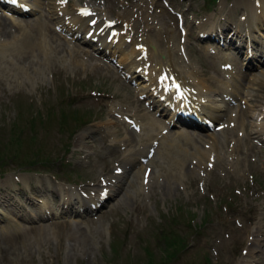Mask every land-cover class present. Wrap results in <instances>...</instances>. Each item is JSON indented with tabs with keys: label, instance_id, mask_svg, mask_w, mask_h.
Here are the masks:
<instances>
[{
	"label": "rangeland",
	"instance_id": "1",
	"mask_svg": "<svg viewBox=\"0 0 264 264\" xmlns=\"http://www.w3.org/2000/svg\"><path fill=\"white\" fill-rule=\"evenodd\" d=\"M8 1L13 3L0 2L7 7ZM60 1L67 13L89 6L103 18L131 24L139 14L144 19L148 5L150 13L153 8L161 16L160 7L156 9L151 2L163 4L180 23L178 29L171 22V30L160 31L173 39L181 35L179 43L173 39L170 43L173 47L177 42L174 47L181 56L177 67L185 73L195 71L196 81H204L217 94L220 86L226 88L220 65L208 51L217 44L224 58L238 61L250 74L247 81L255 75L260 80L250 96L225 103L214 125L187 126L181 121L189 117L177 115L178 122L170 126L169 110L161 114L152 110L139 79L126 78L119 70L120 56L115 64L92 44L70 38L68 18L58 11ZM234 1L39 0L25 16L0 8V158L7 157L8 167L0 174V211L4 214H0V264H242L249 250L251 264H264V147L251 134L258 123L254 112L259 108L264 114V107H259L264 104V65L259 63L264 31L255 26L262 21L264 25V15L254 20L264 2L248 9L254 29L250 37L259 42L252 45L249 39L248 49L260 50L248 59L245 49L239 53L228 44L233 28L248 30L246 12L240 16L242 9H237L231 18L227 14ZM193 17L209 20L204 32L198 31ZM147 21L159 19L153 21L150 15ZM222 24H228L223 39L211 27ZM153 34L149 37L159 40L160 35ZM120 35L127 41L125 30ZM146 40L147 47L155 49L156 44ZM182 40L188 42L181 47ZM172 105L194 106V102L181 94ZM75 109L80 113H74ZM200 118L196 115L194 122H201ZM82 119L92 122L82 124ZM136 119H141L140 128L133 123ZM15 122L18 127L13 126ZM142 126L156 134L143 131ZM213 139L219 152L200 160ZM146 140L158 142L163 156L156 159L161 157L165 166L134 165L124 186L111 191L104 205L92 210L95 203L90 204L89 215L82 211L87 202L81 191L98 194L101 180L115 174L118 165L124 166L123 158ZM173 143L183 146V151L172 149ZM37 155H48V162L29 164ZM71 186H81V191ZM61 187L79 193H64ZM16 213L18 219H14ZM4 216L15 223L8 225ZM258 226H262L260 232ZM175 234L180 244H172Z\"/></svg>",
	"mask_w": 264,
	"mask_h": 264
},
{
	"label": "bare ground",
	"instance_id": "2",
	"mask_svg": "<svg viewBox=\"0 0 264 264\" xmlns=\"http://www.w3.org/2000/svg\"><path fill=\"white\" fill-rule=\"evenodd\" d=\"M13 1L14 2H17L18 0H13ZM21 1L23 3H20V4H19V1H18V5L19 6H22L23 7L26 4V6L32 7L34 9V6H38V1L39 0H21ZM260 2L263 3L264 0H235L233 6L231 8V10L230 11L227 10L228 11L227 14L229 15L230 18H231L230 15L233 14V13L235 14V12L237 11V9H242V13L240 14V16L241 15H244L245 12L247 13V18H246V21L245 22L248 25V28H247L248 30H242L241 28H233V31H232L233 34L230 36L229 41H228L229 47H230V45L233 46L238 52H243L244 49H245V54L246 55L249 53V49H248V45H249L248 44V40L249 39H250V41H251L250 43L252 45L259 44V42H258V40H256L255 36H251L252 38L250 37V34L253 33L254 29L251 28L250 27V24H249L250 21H251V17H250V14H248V9H253L254 10V8H256V6H258ZM59 3H60L59 5H61L60 6L61 10H60V8H58V11H61L62 15L64 17L66 16L68 18V22H67V26H66V32L67 33L70 32L72 34V38L73 39L76 38V40H79L82 43H90V44H92L95 47V49H96V47H97V49L98 48H102L103 44L110 43L111 45L110 44H106L107 47L102 48V49L105 50V51H107L108 53H110L113 56H117V57L120 56V58L118 59V64L117 65H121L120 68L123 70V73H124V75L126 77L127 76H128V78L135 77V78L139 79L138 81H139V84L141 85V88H140L141 92L145 93L147 100L151 102V103H148L149 106L154 104L156 106L155 107L156 110H158V111H164V110H167L168 108H170L171 102H176L177 101L178 95H181L182 92H184L186 95H188L190 97H193V98H194V96L196 94V96L199 99H201V101L203 102V104L201 105V111H199V113L206 116V117L202 116L200 118V120L205 121V120L210 119V117H215V119L218 118V116L220 114V112H218V111H219V108L221 107V104H219L216 101V99L214 98L215 96H212L213 93L211 92V89L209 88L210 86L209 87L205 86L204 81H201V80L200 81H196L197 75L195 76V74H196L195 71H192V72L186 71V73H185V71L182 68L177 67V63H178L179 59H181L180 58L181 56H180L179 52H176L177 50H175V47L174 46L176 45L177 42L179 43L180 37H178V38L176 37L175 39H173V37L172 36H169V35H160V31L163 32L164 30L171 28L170 27L172 25L171 22L175 24L174 27H176V29H178L177 27H179V25H180V23H179V21L177 20L176 17L169 15V13H168L169 10L167 9V7L165 5L159 4V3H155V2L152 1L151 2V5L152 6H155L156 9L160 7L161 13L159 15H161V16H158L157 15L158 14L157 11L154 10V12H153V8H152V13H150L149 12L150 9H148L150 7L148 5L147 9L144 7V11L146 9V12H143L142 19L143 18L144 19L141 20V18H140L141 17V14H139L137 16V18H135V20H133V23L134 24H131L129 21H126V20L125 21L124 20H117V19L115 20V19H111V18L105 19L102 16H100L99 14H95L94 12H92V9H90V12L89 13H86V12H79V13H77L75 11L74 12H71V13H67L68 11L66 12V10H63V7H64V4L65 3L62 4L61 1ZM144 4H146V3H144ZM6 6L7 7H5L4 2H0V8H4V10H7L8 9L7 10L8 12L12 10L16 14H22V16H24L26 13H28L22 7L14 8V7H12L11 4H7ZM161 6H162V8H161ZM256 10L257 9H255V11ZM139 11H140V8H139ZM257 14L259 16L258 17H255L254 20H258L259 17H261V15H264V9L260 10L259 13L257 12ZM150 15L152 16L153 21H156V20L159 19V22H157V23H155V22L153 23L152 22L151 23V22L147 21V18ZM57 17H60V15L57 14ZM199 17H201V16H199ZM89 18L91 19V21L87 22V19H89ZM7 19H10L12 21H15V20H13L11 18H7ZM107 20H109V22H106ZM192 21H195L198 24L197 29H198L199 32L200 31L201 32H204L207 29V28L205 29V26L208 25V21L209 20L207 21V20H204L203 18H198V17L195 18V17H193V20ZM262 22L259 23L258 25H255L254 24L256 26L257 30L260 31V32L264 31V25H263ZM16 23H19V22H16ZM65 24H66V22L63 24V26ZM260 25H262V26H260ZM209 26H211V25H209ZM211 27L214 28L212 30V32H218L219 33V37H221L223 39V37L226 35V32H223V31L224 30L227 31L228 24H222V25H219V26H211ZM40 28H41V24H39V26L37 27V30L40 31L41 30ZM49 30H50V28H49ZM121 30H125V32L127 33V35H126L127 36V41H126V38H125L124 35H120V31ZM156 30H158V31H156ZM153 33L157 34V36L160 35L159 36L160 37L159 40H155L156 38L154 39L152 36H151L152 38L149 37V35L150 34H153ZM132 34L134 35V38H133ZM27 35L29 36V34H27ZM145 35H147V36H145ZM175 36H176V34H175ZM179 36H181V35H179ZM109 37H111V39H109ZM129 37L131 39H133L132 43H130V41L128 39ZM155 37H156V35H155ZM206 38H208V37L205 36L204 39H206ZM172 39L175 40V41H177V42H173L172 41L174 44H173V47H170V46H172L170 44ZM48 40L49 39H47V41ZM145 40L147 42H150V43H155L156 44V46H154L155 49L153 48V45H150L151 47L148 48L147 47V43L145 42ZM234 40H236V42H233ZM102 42H103V44H101ZM187 42L188 41H186V43ZM33 43H35V42H33ZM47 44H48V42H47ZM45 45H43V46H45ZM183 45H184V41L180 43V46L181 47ZM34 46H37V44H34ZM47 47H48V45H47ZM43 49H46V48H43ZM254 49H255V47H254ZM159 54L160 55H163L164 54L165 57L164 58H161L159 56ZM263 56H264V54L262 55V57ZM199 72L201 73V71H199ZM262 73H261V76H262ZM142 77H144V80H141ZM259 77L260 76H258V77L257 76H254V78L252 80L253 82L252 81H249L248 87H244L246 90H244L242 92H240L237 87H234L233 85H231V86L233 88H236V91L238 93L240 92L239 94L242 97L243 96L248 97L254 91V89H255V87L257 85L256 82H259V80H260ZM207 82H208V80H207ZM205 88H207V90H209V91H207ZM230 88L231 87H229V89ZM220 92H221V94H219ZM231 92H232L231 89L229 91L227 88L226 89L222 88V89H220L218 91V94L222 97L221 100L222 101H225L224 98H228L229 96L230 97H233L231 95ZM186 95H184V96H186ZM163 104H167V105L164 106ZM259 107L263 108L264 107V104H260ZM175 110L176 109L174 107L171 108V112L172 113L169 110L170 116L167 119L169 123L170 122H178L175 119ZM253 117L256 119V122L258 120V123L252 128V133L251 134L253 135V137H257V139H259V140H264V114L258 108L257 111L254 112ZM232 119H234V118H232ZM137 120L138 121L134 122L135 125H139V123H141L140 122L141 119L140 120L137 119ZM143 124H145L144 121H143ZM141 125H142V123H141ZM229 125H230V123H229ZM231 126L232 125H230V127ZM165 127H167V126H165ZM142 128H143L142 129L143 131H145V128L147 129L146 126H142ZM147 130H151V129H147ZM154 131H156V130H154ZM227 131H229V130H227ZM234 131H235V129H234ZM154 134H156V133H154ZM238 134H240V133H238ZM137 135H138V133H137ZM218 135H217V137L220 136V135L219 136ZM224 135H225V133H224ZM186 136L189 137L188 135H186ZM214 136H215V134H214ZM152 137H153V135H152ZM152 137H151V139H152ZM190 137L193 138V136H190ZM240 137H241V134H240ZM158 139H161V138L158 137ZM193 139H195V137ZM142 140H143V138H142ZM189 140H190V138H189ZM189 140H188V142H189ZM238 140H239V137H238ZM146 141H148V140H146ZM167 141L168 140H166V142ZM173 141L174 140H172V142ZM137 142H139V141H137ZM161 142H163V144H164L165 138ZM169 142H170V139H169ZM172 142H171V144H172ZM175 142H177V141H175ZM188 142H187V145H188ZM140 143H141V141H140ZM143 143L144 142H142L141 144L137 145L138 147L136 146L135 151H134V153L132 155L128 152L130 155H126L123 158L122 161L124 162V167L121 166V165H118V169L115 172V174H113L109 178H106V179L103 178L101 180L102 181V186L99 189V191H101L100 195H102V193L105 190H109L110 189L109 190V193H110L111 191H118V189L120 187L124 186L125 181L127 179L128 165L129 164H133L137 160L139 161V159L141 157H143V156H146L147 157V155L151 152V150L149 148L152 145L153 146L155 145L153 143V140H149L148 142H145L144 144ZM175 144L173 143V146ZM160 145H161V143H160ZM183 145H185V144H183ZM209 145H211V148L208 147L210 149L205 148V150L203 151V153L202 154L200 153L201 154L200 160L207 161L209 159V155H210L211 152L218 151V149L215 150V140L214 139H213V141H211V144L209 143ZM157 148H160V147H157ZM164 148L165 147H163V149ZM175 148L178 149V150L180 149V150L183 151V146H182V148L180 146H174L172 149L175 150ZM199 148H200V145H199ZM130 150H133V149H130ZM199 150H201V152H202L203 149H199ZM159 151L157 149L155 155L151 158L150 164L153 165L154 163H158L157 164L158 166H165L164 163H163V161L160 160L161 157L158 158V160L156 159L158 157V155L159 156H163L162 155L163 152L161 151L162 154L160 155ZM165 152H166V149H165ZM218 152H216V154ZM167 153H164V154L166 155ZM174 153H175V151H174ZM178 153L180 154L181 151L178 152ZM197 153L195 152V154H197ZM169 154L170 153H168L167 156ZM195 154H192V155L196 156ZM190 155H191V153H190ZM175 156L177 158L179 157L178 155H175ZM211 156H214V155L211 154ZM162 158H164V157H162ZM169 158H167V159H169ZM177 158L176 159L173 158V160L175 159V161H177ZM193 159H194V157H193ZM169 161H170V159H169ZM197 161L198 160H196L195 163ZM203 164L204 163H202V165ZM200 166H201V164H200ZM170 169L171 168H169V170ZM191 170L193 171V169H191ZM156 171H158V170H156ZM66 189L67 188L61 187V190L64 193H68V192H75V193H77L75 190H72V189L66 190ZM98 194H99V192H98ZM98 194H96L95 196H92L91 195V197L89 199L90 201H88L89 202L88 205L87 206L85 205V207H82L84 209L82 211H84L86 213H90V211H89V210H91L90 202L97 203V201H98V198L97 197L99 196ZM104 194H106V192H104ZM82 199H83V197H82ZM1 212L2 211H0V214L4 215L3 212L2 213ZM75 214L76 215H81L82 212L81 211L80 212L75 211ZM18 216L19 215L16 213V217L14 216V219H16V218L18 219ZM40 217L41 216H39V218ZM4 218H5V216H4ZM6 220L8 222V225H11V224H14L15 223L12 217H11V221L12 222L8 218ZM261 229H262V226L261 227L258 226V231L259 232L261 231ZM249 251L251 252L252 250H249ZM250 252H248L247 255H245L246 256V259H245V262L242 263V264H251L252 263L253 260L250 259L251 258V255L249 256V253Z\"/></svg>",
	"mask_w": 264,
	"mask_h": 264
},
{
	"label": "trees",
	"instance_id": "3",
	"mask_svg": "<svg viewBox=\"0 0 264 264\" xmlns=\"http://www.w3.org/2000/svg\"><path fill=\"white\" fill-rule=\"evenodd\" d=\"M74 113H77V114H79L80 112H79V110H77V109H75L74 110ZM82 122V124H84V123H86V122H88V121H91V120H88V119H82L81 120ZM31 122V121H30ZM41 124H42V126H43V124H45V121L43 120L42 122H41ZM17 125V126H16ZM13 126L14 127H18V124H16V122L13 124ZM12 126V127H13ZM41 126V127H42ZM7 157H5V159H2V158H0V174H2V172L3 171H6L7 170ZM48 160H49V156L48 155H46V157H44V158H40V156L39 155H37V157H36V159H32L31 161H29V164H34V163H41V164H43V165H45L47 162H48ZM43 161H46V163L45 162H43ZM180 235V234H179ZM178 234H175L174 236H173V241H172V244H180V239L178 238V237H180ZM165 237H167L168 235L167 234H165L164 235ZM183 237V236H182ZM172 239V238H171Z\"/></svg>",
	"mask_w": 264,
	"mask_h": 264
}]
</instances>
